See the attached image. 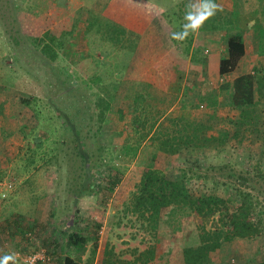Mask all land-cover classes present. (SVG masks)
<instances>
[{
    "label": "rangeland",
    "instance_id": "obj_1",
    "mask_svg": "<svg viewBox=\"0 0 264 264\" xmlns=\"http://www.w3.org/2000/svg\"><path fill=\"white\" fill-rule=\"evenodd\" d=\"M55 4L63 12H52L59 18L53 33L44 32L38 20L29 29L43 36L44 42L36 45L23 31L18 14L41 15L48 0H0V255L7 251L11 264H61L64 255L77 264H105L107 248L115 260H133L152 244L156 255L150 264H182L179 250L198 242L197 221L189 209L170 205L155 236L149 222L132 211L141 172L151 162L168 178L184 175L190 194H214L230 207L240 204L239 192H251L255 203L251 217L254 220L259 211L264 219V141L255 132L247 129L243 137L230 135L222 144L198 141L164 154L157 142L144 136L145 127L134 122L156 119V130H166L170 116L184 114L211 125L200 132L203 137L216 136L224 128L233 132L229 119H236L238 110L224 104L226 93L219 85L256 68L250 61L220 79L214 69L206 71L204 65L181 57L186 47L189 54L199 27L200 0H55ZM131 19L139 29L152 21L157 29L162 22L165 27L160 29L162 40L139 37L136 45H144L140 59L146 66L125 71L122 63L132 61L136 49L130 54L124 37L109 40L107 34L116 35ZM102 21L119 26L109 24L104 31ZM209 23L222 22L217 17ZM218 28L203 32L204 40L213 36L218 42L212 46L223 43L224 28ZM202 47L196 52L209 55L206 44ZM161 55H168L165 72L156 66ZM180 75L183 90L174 96L176 87L168 86ZM149 79L159 85H149ZM198 93L216 94L215 109L198 101ZM259 102L263 108L264 97ZM57 111L69 124L63 135ZM261 112L264 118V109ZM73 129L87 148L84 159L75 154ZM59 137H64L63 144ZM84 165L93 173L95 186H101L74 202L85 181ZM73 177L79 178L76 184ZM68 219L89 239L79 251L60 253L64 242L56 224L65 225ZM210 258L209 264H264V230L252 238L222 241Z\"/></svg>",
    "mask_w": 264,
    "mask_h": 264
},
{
    "label": "trees",
    "instance_id": "obj_2",
    "mask_svg": "<svg viewBox=\"0 0 264 264\" xmlns=\"http://www.w3.org/2000/svg\"><path fill=\"white\" fill-rule=\"evenodd\" d=\"M201 4V15L200 19L198 18L199 28L204 30H218V27H222L221 23L210 25V23L208 24L210 19L205 20L202 18L203 21L201 19L204 13L209 14L213 11L216 5V0H201ZM47 7V11L38 16L28 12H21L18 14V19L23 31L36 45L42 44L44 40L41 32L34 31L33 29L29 30L31 29L34 21H39L40 26H43L44 32L48 29L49 31L51 30L50 33H53V29L59 26V23L56 24L55 22V19L59 18H57L58 16L53 15L54 13L52 12L54 11L60 13L61 11L63 12V9L55 4V0H48ZM52 15L55 16V18ZM102 22L104 23L101 24L102 28H109V21ZM162 26L165 27L163 22ZM162 26L160 25L158 27L159 29H157V22L152 21L150 26L146 29L144 37L151 40L149 35H152L153 39L151 41L156 38L161 39L163 36H161L160 29H164ZM105 30L107 31L106 28H104V31ZM99 31L101 34L104 32L103 30V32L101 30ZM117 34L119 35V32H117ZM107 36L108 39L112 37L111 33ZM147 43L150 44V42ZM225 44L227 54L226 56L220 57L218 64V74L221 78L233 71L238 64V61L245 54V45L240 37H227L225 39ZM156 48L159 49L160 47ZM143 51L144 45L142 43L137 46L134 56L132 57V61L130 59L128 62L126 61L122 63L125 71L129 69L131 71H135L138 66H141L140 68L146 66L144 59H140ZM188 51V47L184 48L181 57L187 58ZM193 57H195V62L201 63V61L196 60L200 57V54H198L196 50L194 51ZM159 58L162 60H160V62L157 61L156 66H158L159 71L165 72V66L167 65L165 60L168 59V55H161ZM164 76L165 74H161L160 77ZM95 81L100 82V79L97 78ZM148 84L159 85L156 79H149ZM120 86L121 84L119 83L114 86L116 92H119ZM219 90L225 91L226 93L224 97V104L232 109L238 110V117L236 119H229V124L233 127V132H231L229 128H224L220 130L216 136L209 135L203 137L200 135V132L207 128H211V125L205 121L197 122L189 119L184 114L170 116L168 118L169 126H167L168 128H166V130H156L154 127L156 119H134V122L139 127H145V132H143L144 136L149 137L150 141L154 143L157 142L158 149L164 154L176 153L180 150V148L193 147L194 145H197L198 141L212 140L222 144L230 135L234 137L239 136L240 138L243 137L244 130L247 129L250 132H255L256 136L263 142L264 118L261 116V111L264 107L262 108L259 101L260 98L264 97V70L253 69L252 72L250 71L246 74H241L231 81L225 80L219 85ZM255 94L258 96L257 98H254ZM195 97L198 101L206 103V105L213 108L217 105L216 94L198 93L195 94ZM57 113L63 123V129L60 131V135H63L65 134V128H67V126L69 128V124L66 116H64L61 111H57ZM146 123L148 124L147 128ZM70 126L76 127L74 123H71ZM169 128V133H165L169 130ZM73 131L75 133V140H73L75 142L73 145L75 148V154L76 156H79L80 159H84L87 154V148H84L85 145L83 141H79V132L76 129H73ZM59 139L57 141H60V144H63L65 141L64 137H59ZM55 156L56 152H54L53 157ZM87 161L88 160L85 162ZM149 164H146L141 172L138 190L134 195L132 211L137 213L138 217H142L149 222V227L151 228L150 230H152L151 233L155 236L157 223L161 216L171 210V208H168L170 205H184L189 209L190 215H192V217L197 221L198 239L196 241L198 242L183 246L179 250V258L181 260L180 263L209 264L211 262L210 253L217 249L221 245L222 241L231 240L234 237L252 238L263 232L264 219L262 214L257 211V214L255 215L256 218L253 220L251 217L255 211V203L251 192H239V199L241 200L240 204L237 207H230L227 205L226 199L214 194H200L196 196L190 194L185 186L183 179L185 177L184 175L181 174L180 179L168 178L163 174V172H161V170ZM84 169L86 170V173H84L85 181L80 184V191L75 194L74 202H77L78 198L85 194L95 192V187L100 189L101 186V184H97L95 186V177L93 176V173L89 171L88 166L84 165ZM75 179L79 178L73 177V180ZM117 180V178L112 179V187L116 184ZM76 183L77 181L75 180L74 184ZM127 210L130 209L127 207ZM216 214H219V216L214 219ZM65 222L67 225H64V223H60L59 225L56 224V229L63 237L64 242L61 246L62 248L60 249V253H64L66 250L79 251L87 242L89 236L85 235L71 220L68 219ZM207 223L210 224V227H207ZM96 226L98 228L100 225L96 223ZM111 255L112 251L108 248L105 249V264H135L136 261L140 262V264H150V262L155 258L156 250L155 246L151 244L146 249L139 252L138 256L133 260H115V258H112ZM0 264H11L7 251H3L1 253ZM61 264L77 263L69 255H64L61 258Z\"/></svg>",
    "mask_w": 264,
    "mask_h": 264
},
{
    "label": "crops",
    "instance_id": "obj_3",
    "mask_svg": "<svg viewBox=\"0 0 264 264\" xmlns=\"http://www.w3.org/2000/svg\"><path fill=\"white\" fill-rule=\"evenodd\" d=\"M215 7L217 10H214L217 13L214 11L209 14L204 13L205 16L203 15L201 19L204 18L206 20L217 17L220 18L222 28H224L223 33L220 34L223 43L220 41L219 46H212L214 42H218L214 41L215 39H212L213 36H211L210 40H204L203 32L205 30L198 27L197 32L194 34V39H192V42L190 43V52L187 56V62L192 61V63H195L197 66L204 65V69H206V67L209 69L212 68L214 69L213 71L218 72L219 59L221 56H226L227 54L225 39L230 36H237L244 42L245 54L238 61L236 68H245L251 61V65H253V67L255 66L258 70H264V0H216ZM200 15L201 13L199 14V19ZM109 24L114 27L118 25L111 22ZM138 24L139 23L136 20L131 19L130 22H127L126 20V24L123 25V27L122 24L120 26L122 31L119 32V35L117 36L116 34L111 37L112 39H115V41L125 38V40H127L126 45L129 47L128 50L130 51V54H133L132 52L137 47L136 43L138 42L139 37L144 34L148 26L147 22L144 23L145 25H143L141 29H139ZM125 34H127V38L125 37ZM111 38H109V40H112ZM131 44L133 48H131ZM204 44H206V51L210 49V51H208L210 54L200 56L196 59L201 61V63L194 62L193 55L195 49H198L200 46L203 48L202 46ZM175 53L178 55H176L177 57H180L179 52ZM129 59L130 58H128V60ZM215 72H213V76L215 75ZM217 75L219 74L217 73ZM207 77L210 76L208 75ZM182 78L183 77L181 75L178 76V78L175 79L174 84L168 86V90H173L172 87H176L177 90L174 91V96H177L179 92L182 93L183 87L182 90L180 89ZM208 81L209 80H206L205 84H208Z\"/></svg>",
    "mask_w": 264,
    "mask_h": 264
},
{
    "label": "clouds",
    "instance_id": "obj_4",
    "mask_svg": "<svg viewBox=\"0 0 264 264\" xmlns=\"http://www.w3.org/2000/svg\"><path fill=\"white\" fill-rule=\"evenodd\" d=\"M213 7H214V5H213Z\"/></svg>",
    "mask_w": 264,
    "mask_h": 264
}]
</instances>
